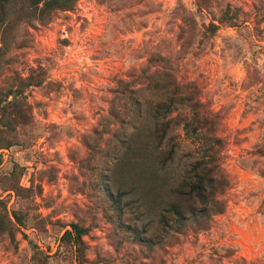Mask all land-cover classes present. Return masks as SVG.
<instances>
[{"label": "rangeland", "instance_id": "rangeland-1", "mask_svg": "<svg viewBox=\"0 0 264 264\" xmlns=\"http://www.w3.org/2000/svg\"><path fill=\"white\" fill-rule=\"evenodd\" d=\"M20 5L0 88L40 83L32 121L0 133V200L26 222L0 233V264H80L74 222L82 264H264V0ZM201 162L223 176L206 203L177 190Z\"/></svg>", "mask_w": 264, "mask_h": 264}, {"label": "trees", "instance_id": "trees-1", "mask_svg": "<svg viewBox=\"0 0 264 264\" xmlns=\"http://www.w3.org/2000/svg\"><path fill=\"white\" fill-rule=\"evenodd\" d=\"M78 0H21L20 9L24 10L27 15L47 16L55 9L71 10L74 8ZM19 0H0V28L2 25L9 24L12 16L18 11L17 3ZM235 18L230 17L229 21L235 23ZM212 27H218L211 24ZM31 76L23 77L21 82L15 87L0 88V133L4 130H17L20 124H28L32 121V106L27 101L25 88L29 85L40 83V81L31 82ZM25 83V84H24ZM11 97V99H9ZM12 140L0 142V150L3 147L12 146ZM214 157V156H213ZM1 161V156H0ZM214 169L207 167V162L199 164L200 172H197V180L195 182L184 181L177 189L182 196L197 197L202 203L208 200V187L214 186L216 182H222L223 176L219 171V166L213 165ZM216 170L217 175L213 171ZM264 175V169L261 172ZM206 207L202 212H206ZM168 212L178 219L184 218L185 209L181 202H172L168 207ZM199 212L194 211L191 214L197 217ZM164 215V221L165 219ZM24 216L17 210L9 213L6 206L0 200V233H7L15 239V230L25 226ZM89 229L82 226L78 222H74L70 229L65 230L62 235V242L71 248L76 256V260L82 264L83 262V236L88 233Z\"/></svg>", "mask_w": 264, "mask_h": 264}, {"label": "built area", "instance_id": "built-area-1", "mask_svg": "<svg viewBox=\"0 0 264 264\" xmlns=\"http://www.w3.org/2000/svg\"><path fill=\"white\" fill-rule=\"evenodd\" d=\"M3 150H4L5 152H8V149H7V148H5V149H1L0 152H2ZM3 153H4V152H3Z\"/></svg>", "mask_w": 264, "mask_h": 264}]
</instances>
